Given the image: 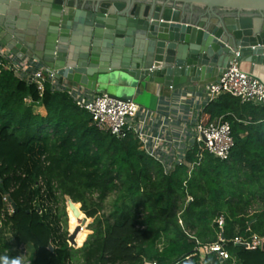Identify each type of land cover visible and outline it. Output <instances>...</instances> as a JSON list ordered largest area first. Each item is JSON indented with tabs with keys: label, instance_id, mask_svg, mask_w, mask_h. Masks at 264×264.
I'll use <instances>...</instances> for the list:
<instances>
[{
	"label": "trees",
	"instance_id": "16d2710c",
	"mask_svg": "<svg viewBox=\"0 0 264 264\" xmlns=\"http://www.w3.org/2000/svg\"><path fill=\"white\" fill-rule=\"evenodd\" d=\"M222 116L232 122L235 138L229 159L196 145L188 157L193 169L166 174L134 135L121 139L100 130L68 94L49 82L40 91L0 65V211L10 192L15 213L6 223L15 242L29 245L33 264H264V248L233 241L264 239V105L222 95L202 120ZM41 178L44 193L35 187ZM58 193L71 206L72 225L85 219L79 203L95 219L76 250L61 216L46 205L59 203ZM111 195L113 211L97 216ZM36 197L45 203L42 213ZM221 237L231 256L223 262L205 250ZM10 247L3 242L0 261L19 260Z\"/></svg>",
	"mask_w": 264,
	"mask_h": 264
},
{
	"label": "water",
	"instance_id": "95a60500",
	"mask_svg": "<svg viewBox=\"0 0 264 264\" xmlns=\"http://www.w3.org/2000/svg\"><path fill=\"white\" fill-rule=\"evenodd\" d=\"M0 41L93 92L205 86L264 64V0H0Z\"/></svg>",
	"mask_w": 264,
	"mask_h": 264
},
{
	"label": "built area",
	"instance_id": "2783aa9c",
	"mask_svg": "<svg viewBox=\"0 0 264 264\" xmlns=\"http://www.w3.org/2000/svg\"><path fill=\"white\" fill-rule=\"evenodd\" d=\"M0 65L12 70L19 78L36 83L40 91H43L45 84L49 82L54 90L68 94L80 108L91 113L100 130L110 132L121 139L129 134L134 135L138 139L140 150L157 160L164 167L166 174H172L180 166L193 169L196 162L189 161L188 157L196 145L204 146L210 154L221 160L229 159L235 146L232 122L222 116L205 124L202 114L209 103L222 95H232L242 103L264 105V81L243 70L237 61L231 63L219 81L202 86L200 91H181L175 97L166 98L156 110L143 108L133 99L114 97L106 91L93 92L68 80L60 82L56 72H49L30 56L20 57L1 41ZM176 88L170 87L175 92ZM191 96L204 98L205 106L199 107L195 103L187 102V98ZM198 155L201 159V153ZM39 186L43 187L42 193L46 192L44 179L41 178L36 183L35 187ZM2 199L4 207L0 211V249L3 242L7 241L11 246L9 250L17 253L20 264H33L29 245L17 244L11 224L6 223L7 216L15 213L10 192L4 193ZM189 200H192V197H189ZM41 201L40 197H36L34 205L39 206L42 213L45 203L41 205ZM49 204L57 213L60 207L58 203L46 201V205ZM220 225L221 228L224 227L223 219ZM6 232L11 234L13 241L6 238ZM233 241L245 244L249 249L264 247V239L258 235H253L251 240L237 236ZM225 244L226 239L221 237L220 242L206 246L205 250L208 253H217L223 262L231 257Z\"/></svg>",
	"mask_w": 264,
	"mask_h": 264
},
{
	"label": "rangeland",
	"instance_id": "374dc122",
	"mask_svg": "<svg viewBox=\"0 0 264 264\" xmlns=\"http://www.w3.org/2000/svg\"><path fill=\"white\" fill-rule=\"evenodd\" d=\"M104 88L105 89H103V91H107L110 95L118 96L120 99H125V100L133 99V96L136 92V89H134V88H125V89H120V90L116 87H113V86H104ZM58 196H59L58 205L61 208V210H58V214L61 216L62 229L69 236V239H68L69 246L76 250V249L80 248V246H81L79 244V242L81 241L83 235H85V234L87 235L86 240L91 236V234L93 232V226H94L95 219L89 217L87 212H85L84 210H81L82 204L79 203L80 208H81V209H79V211L85 215V219H81L79 221V224L72 225L71 218L69 217L71 212H72L71 206L69 205V203L67 204L66 200L63 201L62 197L60 196V193H58ZM93 198H94V200L98 201L97 195H94ZM115 198H116V195H111L104 202V204H102V208L100 209L99 213H97V216L108 217L111 214V212L113 211V203L115 201ZM64 202H65V210H64L65 212L63 211ZM78 226L81 227V230H80L79 234L77 235V237L75 238V242H73L70 240V237L74 234V232ZM5 236H6V238H8V240H12V236L9 232H6ZM26 258L27 257H25V259ZM23 261H25V260H23Z\"/></svg>",
	"mask_w": 264,
	"mask_h": 264
},
{
	"label": "crops",
	"instance_id": "0c3cea01",
	"mask_svg": "<svg viewBox=\"0 0 264 264\" xmlns=\"http://www.w3.org/2000/svg\"><path fill=\"white\" fill-rule=\"evenodd\" d=\"M241 67L246 72L252 73L264 81V64L245 63ZM201 89H202L201 85H199L198 83H193V82H189L186 85L177 87L176 92L163 85H159L156 83H147V84L140 85L138 87V89L136 90L133 96V100L138 102L143 108L156 110L158 109L160 104L164 102V100L168 97H172V96L175 97L181 91L193 92L197 90L200 91ZM101 91L103 90H99L98 92H101ZM187 99H188L187 102H189L190 104L195 103V105L199 107L200 106L203 107L206 104V102L204 101V98L202 97L191 96V97H188ZM188 109L189 107L187 108V111Z\"/></svg>",
	"mask_w": 264,
	"mask_h": 264
},
{
	"label": "clouds",
	"instance_id": "9594fccd",
	"mask_svg": "<svg viewBox=\"0 0 264 264\" xmlns=\"http://www.w3.org/2000/svg\"><path fill=\"white\" fill-rule=\"evenodd\" d=\"M0 264H20V261L19 260L9 261V259L5 257L2 259V261H0Z\"/></svg>",
	"mask_w": 264,
	"mask_h": 264
}]
</instances>
